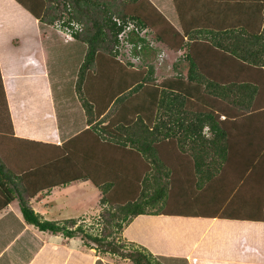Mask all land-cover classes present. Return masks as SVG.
<instances>
[{
    "label": "trees",
    "instance_id": "16d2710c",
    "mask_svg": "<svg viewBox=\"0 0 264 264\" xmlns=\"http://www.w3.org/2000/svg\"><path fill=\"white\" fill-rule=\"evenodd\" d=\"M13 1H4L7 16L68 29L85 45L73 81L85 126L59 144L15 137L0 72L3 205L15 195L27 224L80 235L95 252L129 264L160 263L122 236L127 226L153 228L157 216L264 223V0H170L177 26L150 0ZM229 1L243 9L222 14ZM137 28H149L159 47L178 53L159 81L155 61L132 70L115 58L118 43L132 44L131 56L139 44L142 51L153 47ZM3 55L1 44L4 62ZM52 76L64 80L48 71ZM36 82L22 115H15L7 88L18 131L21 116L30 118L31 132L35 113L52 123L45 84L40 76ZM77 179L89 181L107 206L99 211L98 235L75 226V219L45 220L29 204L36 191ZM232 227L214 234L224 240ZM261 236L264 243L259 229Z\"/></svg>",
    "mask_w": 264,
    "mask_h": 264
},
{
    "label": "crops",
    "instance_id": "0c3cea01",
    "mask_svg": "<svg viewBox=\"0 0 264 264\" xmlns=\"http://www.w3.org/2000/svg\"><path fill=\"white\" fill-rule=\"evenodd\" d=\"M4 1L0 0V45H4L3 56L5 60L3 62V59L1 61L0 58V72L5 95L7 88L10 87L13 102L17 109V112L14 113L16 116L18 114L22 115L20 110L23 104L27 103V100L25 97L22 98L23 94L19 95L18 91L23 92L22 89L30 83L37 85L36 81L40 76L45 84V95L49 105L47 115L52 122L50 126H47V117L39 114V117L37 116L38 125L42 127L44 135H34L33 132L29 131L30 118L21 116L20 129L23 130L18 131L6 95L12 133L18 138L59 144L85 126L83 112L75 100L73 90L70 94L75 104H66V98L61 94V88L64 89L67 85L73 88L75 69L80 61L79 56L74 55V49L73 52H66L68 56L71 53L73 56L65 58L63 47L52 46L53 38L57 36H52V32L58 34L56 29L51 33L42 31V35L39 33L34 34V32L33 34H24L23 29H19V27L26 24L21 23L20 20H15L16 18L13 15H6ZM167 1L166 8L170 11L167 15L176 17L174 10H172L171 1ZM232 3L228 2L230 5ZM15 5L25 12L18 4L15 3ZM226 7L230 6L226 5ZM167 15L164 16L167 17ZM29 19L33 26L31 28L36 30L45 28L37 23L35 19ZM10 25L11 27H9ZM58 39L63 44H70L72 40H63L61 36H58ZM49 40L52 42L50 43ZM59 57H63L64 66L61 64V70L64 80L56 84L59 88L57 90V96H59L57 101L60 104L64 103L61 108L72 115L73 120L72 122L68 120L69 123L68 121L61 122V112L53 106L55 96L48 77L50 66L53 65L54 68L60 69L61 60L59 61ZM76 57L78 59L73 66L70 62ZM169 69L171 71V64L167 70ZM74 119L77 122L75 124H73ZM62 123H65L67 129L62 126ZM67 130L70 132L69 135L62 136L65 131L68 133ZM69 183L36 191L29 198L32 210L46 220L61 221L62 219L71 218L76 220V224L82 222L83 217L87 213L88 217L91 212L82 208V203L86 202L85 196L72 197V192L76 189L75 186L81 187L80 184L85 183L88 188L84 187L83 191L89 195L93 193L96 195L97 193L98 198L99 191L86 180L77 179ZM8 189L10 190V184H8ZM0 194V264H116L112 263L113 259L109 254L100 255L94 249L83 244L80 235L64 237L59 232L41 231L31 224H27L23 221L21 212L16 206L17 201L13 202L15 195L3 205L4 198L1 191ZM155 219H158V222L153 228L127 226L123 229L122 236L129 241L144 245L155 257L169 259V264H264V245L261 249L260 242L264 243L262 236L259 237V229L264 232V223L219 218L179 219L157 216ZM227 225H233L230 234L224 240L216 237L214 230ZM193 238H199V240Z\"/></svg>",
    "mask_w": 264,
    "mask_h": 264
},
{
    "label": "rangeland",
    "instance_id": "374dc122",
    "mask_svg": "<svg viewBox=\"0 0 264 264\" xmlns=\"http://www.w3.org/2000/svg\"><path fill=\"white\" fill-rule=\"evenodd\" d=\"M150 1L153 2L156 5V7H158V8L161 7V9H159V10H160L161 13H164V15L165 14L167 15V13L170 12L166 8L167 7V3H168L167 0H150ZM160 1H161V3L163 5L160 3ZM227 5L230 6V7H226V8L223 7L220 10L221 13L224 14V15L226 13L228 14L232 10L234 11V9L237 10L236 13L240 12L241 9H243V5L238 4L236 1H233V3L231 5L227 3ZM162 8H163V11H162ZM226 16H228V15H226ZM167 17H168V20L171 22V24L173 23L175 26H177L176 19H175L176 17L175 16L172 17V16H168L167 15ZM62 18H65V17L62 16ZM256 18L259 19V16H257ZM262 18H263V21H264V17H260L261 20H262ZM40 25H42V24H40ZM43 26L45 28L40 29V30H38V29L36 30L35 28H31L33 26H32L31 23H29V24H26L25 26L19 27V29H23V33L24 34H33V32H34V34L35 33H39L41 35L43 33L42 31H45L46 33H48V32L51 33L54 29H56V31H57L58 34H54L52 32V34H53L52 36H54V35L56 36L57 35L55 38H53V45L52 46H61V48L63 47V49H65V58L68 56L67 53L73 52V50L75 49V51H74L75 54L74 55H77V57L79 56L78 58L81 60V58H82V55L81 54L84 52V48H85V45L83 43L72 39L71 36H70V34H67L63 30H60L57 25H55V26H49V25L43 24ZM130 28H131V25L128 24L125 27V30H128ZM137 30H138V33L140 35H143V36H145L147 38V41L149 42L150 45H153L152 48H154L155 50H153V52H152L151 51L152 48H148L146 51H144V50L142 51V45L139 44L138 45L139 46V49H138L137 46L135 47V49L136 48L138 49V50L136 49L137 50L136 53L138 55H132L131 56L130 54H127V53H128V49L132 46V44H130V43H118V52H117V54H115V58H116V60L121 65H124L125 64V61H129L131 65L128 66V67H130L132 70H135V69L137 70V68L142 69V66L144 64L153 63L155 61V66L154 67H155V72L157 73V81H159L162 78L168 76V74L171 72L170 69L167 70L168 69V66L173 63V61H174V59H175V57L177 56L178 53H174V52H172V51H170V50H168V49H166L164 47H159L160 45L157 42L153 41L154 40L153 32L149 28H145V29H138L137 28ZM58 36H61V38L63 40L64 39H72V40L70 41V44H66V43L63 44L61 42V40L58 39ZM119 36H120V39H122V38L125 37V33H122L121 32V35L119 33ZM49 42L51 43L52 41L49 40ZM148 42H147V44H148ZM68 45H70V46H68ZM73 46H75V47H73ZM71 55H72V53L69 54V56H71ZM77 57L73 61H71L70 64H72L74 66V64L77 62V59H78ZM62 58L63 57H59V61L61 60L60 61V64H59L60 69L54 68L53 65L50 66L51 69L50 68L48 69V71H50L55 76L57 74L58 75H60V74L63 75V72L61 70V68H62V65L61 64H63V66H64V63L62 61ZM78 64H77V66H78ZM49 83L52 84V88L51 89H52L53 95L55 96V99L53 101V106H54L55 109H57V110H59L61 112V122H63V121L66 122L68 120L72 122V120H73L72 115L71 114H68L67 112H65V110H63L61 108V106L64 105V103L60 104L57 101V97H59V96H57V93H58L57 90L59 88L56 86L57 80L55 79L54 76H52L51 78H49ZM22 90H23V92L21 90L18 91L19 92L18 93L19 95L21 93L23 94L22 98L23 97H25V98L31 97L32 98L33 96H31V95L37 92V85L36 84H33V83H30L26 88H23ZM72 90H73V88L72 87H69L68 85L66 87H64V89L61 88V94H62V96L64 95L65 98H66L65 103L66 104H69V105L75 104L74 101H73V99H72V97H71V94H70V92ZM72 93H74V92H72ZM5 97H6V95H5ZM75 100L77 101L76 97H75ZM38 115L39 114H36L35 117H33V119L36 120L35 123H37L36 132H33L34 135L35 134L37 135V134H43L44 133V131L41 129L42 127L38 125V120H37V118L39 117ZM44 116H46V115H44ZM1 118L2 117H0V120H1ZM69 121H68V123H69ZM74 121H75V119H74ZM4 122H1L0 123V134L3 133L1 131L2 130L1 125ZM75 123H77V122L76 121L73 122V124H75ZM29 126H30V124H29ZM62 126H64V128L67 129V127H65V123H62ZM39 129L42 132L38 131ZM65 129H63V130H65ZM69 133H70L69 131H68V133H66V131H65V133L62 136L67 135V134L69 135ZM68 184H70V183L68 182ZM71 184H73V183H71ZM78 184H76V185H78ZM62 185H64V184H62ZM80 185H81V187L73 185V186L76 187V189H74L75 191L72 192V197H84L85 196L86 202H83L82 203V208L83 209L85 208L86 210H89L91 213L88 215V217H87V214L88 213L86 214V216H84V217L82 216L83 217V220H82V222H80L81 225L79 223H78V225H80L81 228L85 232L91 233V234H97L98 235L99 234V226L96 225V221L98 222V220H99V218H98L99 211L101 210V208H105L107 206L104 205V204H100L98 202V195H97V193H96V195L94 193L91 194V195H89V194H87V193H85L83 191L84 187L85 188H88V186H86L85 183H81ZM14 199L15 200L13 202L15 203L17 201V205L16 206H18V200H17V198L14 197ZM18 208H19V206H18ZM76 225L77 224L75 223V226ZM190 236L192 237L193 235H190ZM108 239H109V237H108ZM193 239H196V238H193ZM196 240H199V238L196 239ZM127 248H129V247L125 246L123 249H127ZM98 254H100V255H108L109 254L111 256V258L113 259L112 263H116V264H118V263L119 264H129L127 258H120V257H118L115 254H111V253L101 254L99 252H98ZM158 261L160 262L159 264H169L170 263L169 259H163V258H159V257H158ZM107 264H109V263H107Z\"/></svg>",
    "mask_w": 264,
    "mask_h": 264
},
{
    "label": "built area",
    "instance_id": "2783aa9c",
    "mask_svg": "<svg viewBox=\"0 0 264 264\" xmlns=\"http://www.w3.org/2000/svg\"><path fill=\"white\" fill-rule=\"evenodd\" d=\"M63 31H65L67 34H69V33H68V32H69L68 29H64Z\"/></svg>",
    "mask_w": 264,
    "mask_h": 264
}]
</instances>
